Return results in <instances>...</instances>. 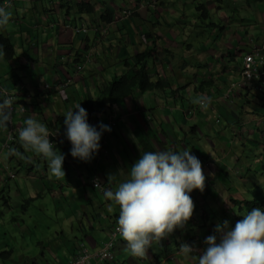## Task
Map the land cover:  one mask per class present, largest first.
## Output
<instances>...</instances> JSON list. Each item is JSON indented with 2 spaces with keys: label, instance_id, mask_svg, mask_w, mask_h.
Masks as SVG:
<instances>
[{
  "label": "clouds",
  "instance_id": "1",
  "mask_svg": "<svg viewBox=\"0 0 264 264\" xmlns=\"http://www.w3.org/2000/svg\"><path fill=\"white\" fill-rule=\"evenodd\" d=\"M9 1L11 0H3L0 3V28L7 27L12 19L13 14L11 10H9ZM131 7L134 8L133 6ZM97 8L101 9L99 6ZM112 8L113 9L110 10H102L97 18L96 13L87 15L95 17L99 25L93 26L92 29L95 33H98L102 39H107L109 33L116 32L118 20L121 18L128 19L130 18L129 15L133 13V10L128 9L129 7H127V5L126 7L123 6L122 9L116 8V11L113 6ZM147 8H154L157 9V11L163 9L166 11L168 5L159 7V2L157 0H145L137 6V13ZM195 9L199 13L197 15L199 20L210 18L211 14L204 3L195 6ZM164 16L166 17L167 15ZM108 18L110 19L109 21L107 20ZM212 25L218 27V24L214 22H211V26ZM221 27L223 29V26ZM66 28L71 29L77 36H85L89 31L87 27L80 28L79 26H71L68 24H66ZM223 30L226 32L225 29ZM234 34H236V30L232 29L229 36L226 38L227 43L232 41ZM189 35L188 32L183 36L188 37ZM219 38L221 40L223 37L219 36ZM227 43L226 49L223 50L222 55L219 56L218 59L211 53L210 50H212V48L207 50H194L191 46L184 47V50L188 48V50L194 53L192 57H195L196 54H201L210 58V61L194 62L197 63L196 69H204L207 72L203 75L201 80L196 82L193 80L184 82L181 77L178 76L179 72L183 73L186 71L187 63L186 66L173 63V66L169 65V69H164V67L156 65V69L152 66L149 67L152 72V79H154V77H156V79L162 77V80L165 82V87L171 88L172 94L175 95L176 99L180 98L178 93L179 88H184V93H186L187 98L191 101L190 107L183 110L180 108L177 111H180L179 115L181 122L179 121V124H182L183 127H179V129L183 132V137L177 133L176 128H174V131H171L170 122L163 120V117L166 116L165 111L172 112L177 105L171 106V111L163 107L155 113H150L149 111L152 109H148L145 104H143L140 109L128 111L130 122L136 121L138 123L134 133L147 131L149 137L147 143L152 146L155 151H145L143 148L144 144L140 145L142 150L138 153L135 163L129 168L127 178L119 182L115 189H110L108 186L103 185L98 179H94L92 182L93 190L97 189L105 193L110 201L119 206L118 220L113 229L118 225L116 231L119 233L120 237L126 241L125 250L134 258L142 259L147 257L148 249L153 244H158L161 239L168 236L176 228L183 227L192 217L195 210V203L190 193L193 190L204 191L206 182L204 171L214 166L210 163L209 158L197 153V150H202L205 154L200 144L199 146L194 144L195 141H202L203 144H205L206 141L213 142L211 135L215 133V130L207 124V118L211 115L218 116L223 113H225L227 117L230 116L229 118H232L235 111L231 113V107L228 103L233 97L234 91H237L240 101L243 100L246 102L244 99V94H246L250 99V105L256 107L255 103L264 104V63L259 67L258 75L254 76L252 79L247 80L243 78L242 75L244 70V59L254 48L259 50V55L263 58L264 62V37H256V41H253L251 38L249 39L247 45H250V49L248 51H243L242 55L239 57L238 66L233 67L235 71L232 72V75H238V79H235L234 82H228L216 77L218 75H227L226 68L230 65L223 62L225 61L224 58L229 56L231 57V61V59L237 57L239 53L235 48H232L230 51L227 50ZM99 47L100 42H97L91 47L86 48L80 59L73 62L69 61L70 55H68L66 65L58 66L61 72L59 80L62 89L69 88L75 83L81 72L85 71L86 68H91V65L95 63L96 59L100 56ZM166 51L163 55L166 54ZM181 62L183 61L181 60ZM212 63H214L213 67H211ZM68 69H72L74 74L69 75ZM129 69L130 67H127L128 72ZM99 70L100 66L97 65L94 71L99 72ZM191 71H193L192 74L194 75L199 73L198 70L192 69ZM168 75L171 77L174 76L176 80L171 81ZM111 79L103 84H107ZM258 79H261V82L257 85H253V80ZM209 80H212V82L206 84V81ZM97 88H99V91L103 90L102 85H98ZM249 91L250 93H256L257 91L259 94L252 97ZM146 93H148V91H146ZM144 94L136 91L134 95L128 97L132 98V102L138 103L142 102L141 97ZM128 97L117 102L124 101ZM162 98L163 100L165 99L164 97ZM18 101L19 99L17 96H11L7 89H3L0 86V128H6L7 126L12 127L14 124L13 115L15 113L20 112L19 115L21 116L27 114L26 107L19 104ZM161 102L163 101L160 100L157 104L160 106ZM212 102L214 106H211ZM128 103L131 102L128 101ZM192 103L195 104V106L192 105ZM169 105L170 104L167 103V106ZM244 109L247 110L246 106ZM75 110L76 111H67L62 119L63 122L60 123L61 118L57 119L56 123L58 126H66L64 134L59 131H49L46 124H44L46 123L45 121H39L32 117L26 118L24 120V126L17 129L19 143L22 145L25 152H31L36 156L42 157L47 162L50 177L56 179L65 178L66 176L63 168L65 155L62 154L61 151L56 150L57 147L55 143L49 139L50 135L60 139L61 143L67 138L72 145L70 149L71 156L87 162L98 153L100 148L102 150L104 149L105 144L102 133L104 131L110 132L112 128L109 122L107 124L105 122H100L97 127L94 121V116L96 114H91L89 110L82 107L80 103L75 106ZM204 111H206L205 115ZM105 112L106 111H102L99 115ZM88 115L91 119V124L88 122ZM139 115H141L142 119L139 118ZM188 115L202 117V127L204 130L192 121H190L191 126H184L187 123L186 118ZM256 118L264 119L259 116ZM154 120L158 122L157 125L154 124ZM217 122H219V119ZM164 125L169 129L166 130V136L169 140H172V136H174L177 141L173 144V150L171 148L166 150V145L159 139L158 133L161 134L164 131ZM228 125H230V122ZM262 126L264 128V121ZM157 127H159V129ZM54 132H56V134H54ZM233 132L236 133L234 130ZM263 132L264 130H261V133ZM6 138L7 144L13 141V134L11 131L8 132ZM187 141L191 146H188ZM262 141L264 142V139H262ZM179 145H181V151H178ZM236 145H238V143ZM261 150L262 148L258 151L260 152ZM240 153L243 152L241 151ZM107 156L108 154L104 153V156H100V159H102L103 162H108ZM261 161L264 164L263 158H261ZM114 179L115 174H108L107 182L109 184ZM259 183L264 186V179L263 182L260 181ZM108 210L109 212L113 211L111 204ZM262 210L259 207H255L247 213L245 209L240 211L238 216H242L244 213L246 214L243 215L242 219L236 222L234 228H229L228 221L226 220L222 224L218 223L214 229V234L209 235L205 239L204 243L206 247L199 251V255L196 257L197 264H264V211ZM179 249L180 252L186 256L194 251L193 246L188 243H182ZM114 260L115 258L112 261ZM95 263L97 262L93 264Z\"/></svg>",
  "mask_w": 264,
  "mask_h": 264
},
{
  "label": "crops",
  "instance_id": "2",
  "mask_svg": "<svg viewBox=\"0 0 264 264\" xmlns=\"http://www.w3.org/2000/svg\"><path fill=\"white\" fill-rule=\"evenodd\" d=\"M2 1L3 0H0V3ZM25 1L29 3L31 10L26 11L25 6H14V9V0L9 1V10H11L13 14L12 19L7 27L0 28V35H3L10 40L12 46L14 47L15 54L17 51L19 52V56L11 61L0 53V68L3 63L6 62L13 63L14 66L11 70V75L9 76V80L13 82V85L9 84L5 86L2 80H0V86L3 89H7L9 94L18 97L19 104L26 107L27 114L21 116L19 115L20 112L15 113L13 115V126L0 128V138L3 135L2 133L7 136L8 132L11 131L13 134V141L10 143L11 149L9 150L10 153H8L9 161L11 163L14 161L16 165H19L22 169V162L16 160L15 157V154H21L25 156V162L31 166L26 174L20 178V182L14 184V204L19 206L20 202H24L23 205H20L22 207L21 212L25 211L29 205H32L37 198L42 197L43 194L41 192L48 190L53 199H57V201L62 197H66L69 205L72 207V212L74 213L69 214L68 216L60 214L56 217L59 224H62V226L64 224L68 225L69 222H73L74 219H77L79 216L86 220L83 221L84 225L82 224L83 230L80 228H68V226H63V228L68 229V232L64 235L57 234V239H62L61 245L56 242L55 245L57 246L51 247L49 250L45 246L42 247L41 256L39 257L41 264H65L72 258V255L77 251V246L80 243L86 245L90 251H94L102 247L106 240L110 239L113 227L118 220L119 208L116 207L114 202L110 201L106 197L105 193H102L97 189L94 191L92 182L94 179H98L103 185L108 186L110 189H115L119 182L127 178L129 168L135 163L136 157L142 148L140 144L134 142L131 147H124L114 153L108 154L106 158L109 160V163L103 162L102 159H96V155H94L90 161L85 162L79 158H73L71 156L70 149L72 145L67 138L61 143L60 139L50 135L49 139L55 143L57 147L56 150L61 151V153L65 155L63 168L66 176L65 178L56 179L54 177H50L47 162L42 157L36 156L31 152H25L22 145L19 143L17 129L24 126V120L26 118L32 117L39 121H45L46 123L44 124H46L49 131H59L64 134L66 126H58L56 123L57 119L61 118L60 123L63 122L62 119L64 118L65 113L69 110L76 111L75 106L79 103L82 107L89 110L91 114H96L94 116V121L97 124V127L100 122H105L103 119L98 122V105H95L91 100H89V98L94 93L99 91V88H97L98 85H102L104 82L111 79L115 73H120V69L124 70V72L127 71V64L125 63L124 66L116 67L112 73L106 71L105 67L109 64L117 63V61L120 60L117 57H123L127 53L129 56H126V59L129 57L130 62L133 63L135 60V53L142 52L146 48L156 47L159 52H165L166 50L176 52L180 47H193L191 44L187 43V40H184V43L180 45H177L173 41L175 37H177L175 32H178L179 35H186L189 32V30L181 27V22H179V20L182 21L184 17H178L176 6L184 11L185 6L187 3H190L191 0H167L168 9L166 11L163 9L157 11V9L154 8H147L142 9L139 13H136L137 17L135 19L121 18L118 20L116 32L109 33L107 39H102L98 33H95L93 37H90V32L93 30L92 27L99 25L95 20V17L83 16L82 19L77 18L76 22L73 21V16L70 19L66 18L64 11L59 10L56 6L61 0H53L49 8H46L43 0ZM142 1L145 0H122L121 3H114V1H111V5L116 11V8L122 9L123 6L131 5V3L132 6L136 8ZM192 1L196 2V6L200 5V3H204L209 10L215 8L213 0ZM220 1L222 3L228 1L230 2V0ZM231 1L230 10H224V13L220 12V17L218 18L219 22L223 20L228 21L230 14H239L241 13L240 11L243 12L244 10L251 11L252 13L261 16L260 24H241L238 28L227 27L225 25L226 23L222 24L223 29H225L226 32L221 29L222 32L219 35L220 37L230 34L232 29H235L239 35L237 36L234 34L232 40L233 43L237 45L236 49L239 52L237 57H240L244 51L242 50V47H247V42L250 38L253 41H256V37H264V12L258 13L256 10L257 5H259V3H264V0ZM53 8H55L54 12L44 14L45 10L49 11ZM128 9L133 8L129 7ZM22 14H24L25 17L24 21H21L19 18V15ZM164 15L167 16L165 17ZM194 17L195 16L192 17V21ZM161 20H163V23L160 22ZM65 21L66 24H70L71 26L87 27L89 28V31L85 36H77L71 29L66 28V24H63ZM143 23L147 30H144V26L142 25ZM51 24L53 25L51 26ZM138 25H140L141 28H136ZM242 25L247 26V28H241ZM152 26H157L159 28L157 34H153L151 30ZM161 26H164L162 30H160ZM166 27L168 30H166ZM216 29L217 27L212 25L213 31L210 34L212 41L206 40V43L210 44L216 42ZM138 31H140L143 35L145 31V43L141 42ZM154 37L156 39V43L152 44ZM54 38L56 45H63L67 48L64 50V53L70 55L69 61L72 62L80 59L86 48L100 42V56L96 59L95 63L91 65V68H86L85 71L81 72L75 83L69 88L64 89V91L59 90L62 89L61 82L59 80L61 72L58 67L59 52L57 51V48L54 47V44L51 43ZM77 38H79V40H77ZM206 43L201 45L199 49H209ZM227 44V50H232V45L230 43ZM104 46L108 49L105 50ZM217 49L218 47L214 46V48L210 50L216 59H218L223 53ZM224 49H226V46ZM180 53H183L189 58L191 57V61L193 62L210 61L209 57L201 54H196L195 57H192L194 53H192L191 50H188V48L180 50ZM160 56L162 57V54H160ZM97 60H99L101 64L99 72L94 71L98 65ZM234 60L235 58L231 59V61ZM214 63H212L211 67L214 66ZM163 67L166 69V66ZM226 71L227 75L230 77L229 81L234 82L235 78L232 75V72L235 71V69L231 66H227ZM68 74L73 75L74 71L72 69H68ZM78 82L81 83V87H76V83ZM128 101L132 102V98L128 97L121 102L128 103ZM64 103H69L70 106H61V104ZM192 105L195 106L193 103ZM180 108L183 110L187 108V106L177 105L172 112L165 111L166 116L163 117V120L170 122L171 131H174V128L177 126L179 127V121L181 122L180 115L177 113ZM106 114L107 112L104 113V115ZM139 118L142 119L141 115H139ZM127 120L130 121L129 117H127ZM186 120L187 122L192 121L198 126L201 124V126H199L200 128L203 126L202 117L188 115ZM88 122L91 124L89 115ZM54 134H56V132H54ZM102 136L105 140L108 136H110V132L104 131ZM98 153L99 157L104 156V151L101 148ZM254 164L257 165V162ZM6 169L7 168L4 170ZM110 173L115 174V179L109 184L107 180L108 174ZM8 177H11V175H8L7 177L4 174L0 175V190L8 186ZM35 189L41 191L36 197L33 193ZM26 192L29 193V196L24 195ZM8 193L10 195L9 187ZM71 195L79 197V203L82 204L74 203L71 205L72 201L69 199ZM8 202H12V198L10 196L8 197V200L5 201V205L8 206ZM110 204L113 207V211L111 212L108 210ZM7 209L9 212L13 210L10 207H7ZM60 209H62L61 206L56 209L57 214L62 212ZM6 216L11 219L10 221L14 223L13 225L17 224L20 228V225L14 217H9V215L2 212H0V225L1 223H4ZM28 218L31 219V217ZM39 226L40 225H38V227ZM2 236L4 237V234H2ZM11 239L14 240L15 245L13 249L16 253L20 249L19 241H22L24 244L26 243V238L23 234H19L18 236L14 235ZM118 241H122L126 244L122 237L116 238V242ZM116 242L115 244L117 245ZM62 247L65 251L62 250ZM3 250H11V254L8 257H5V255L0 257L3 260L10 258L13 261L12 256L14 254L8 241L0 243V252ZM20 255L21 253L18 254V256ZM23 257L27 258L29 262L38 263L36 255L31 258L28 256ZM2 259H0V264H6L3 263ZM127 260L128 252L122 253L121 259L115 258L112 262H116L115 264H126ZM29 262L27 261L26 264ZM101 262L109 263L108 261Z\"/></svg>",
  "mask_w": 264,
  "mask_h": 264
},
{
  "label": "rangeland",
  "instance_id": "3",
  "mask_svg": "<svg viewBox=\"0 0 264 264\" xmlns=\"http://www.w3.org/2000/svg\"><path fill=\"white\" fill-rule=\"evenodd\" d=\"M44 5L46 8H49L51 6V2L53 0H43ZM76 1V0H75ZM121 1V0H115L114 3ZM159 2V7L165 5L167 6V0H157ZM162 1V2H161ZM186 1V0H181ZM200 1V0H198ZM205 1V0H204ZM215 8L210 9V18L206 20H199V17L197 16L199 13L196 11L195 1H190V3H187L185 6L184 11L179 9L178 6H176V11L178 13V17L183 16L184 18L179 20L181 22V27L185 28L186 30H189V36L184 37L183 35H179L178 32H175L176 36L173 40L174 43L177 45H180L184 42L186 39L189 44L193 46L194 50H198L199 47L206 43V40H211L210 34L212 33V26L211 22H214L218 24V27L216 29L217 37L216 42L213 43H206L207 47L214 48V46H217L218 49L223 52L225 46H226V38L229 36L225 35L221 40L219 38V35L221 34V26L222 24H225L227 27H235L238 28L241 26V24L246 25H255L260 24L261 16L258 14H254L251 11L244 10L243 12L239 14H230L228 21L223 20V22H219L218 18L220 17V12H225L224 10H230V6L232 1L230 2H224L222 3L220 0H213ZM14 6H25V10H31V7H29V3L25 0H14L13 2V8ZM57 6V5H56ZM98 6L101 7V3H98ZM131 5H127V7H131ZM54 7V6H53ZM15 9V8H14ZM256 10L258 13L264 12V3H259L257 5ZM51 10H45L44 14L50 13ZM123 12V11H122ZM193 18L192 21V17ZM19 18L21 21H24L25 17L24 14L19 15ZM42 18V17H41ZM44 20V18H43ZM163 23V20H161ZM53 24H51L52 26ZM144 26V30L146 29V26L144 23L142 24ZM226 27V28H227ZM164 26L160 27V30H162ZM241 28H247V26H243ZM151 30L153 34H157L159 31V28L157 26H152ZM166 30L168 28L166 27ZM140 35V39L142 43H145L146 39L144 38L143 34L138 31ZM53 35V34H51ZM95 35L94 30H91L90 37H93ZM236 35L239 36L236 32ZM155 36V35H154ZM53 37V36H52ZM79 40V38H77ZM54 44V47L57 48V51L59 52V65L65 66L66 60L68 59V54L64 53V50L67 49L63 45H56L55 44V38L51 42ZM156 43V39L154 37L152 44ZM233 48H237V45L233 43V40L230 42ZM105 50L108 48L105 47ZM250 49V45H247V47H242V50L248 51ZM180 50H184L183 47H180L175 54L179 53ZM227 52V50H226ZM225 52V53H226ZM19 56V52L17 51L15 54V59ZM126 56H129L128 53L124 55L123 57H117L118 60L117 63L109 64L105 67L106 71H109L112 73L116 67L124 66L126 62ZM167 55H162L163 58H165ZM13 58V59H14ZM185 62H181L180 58H177L175 55L176 60H171V66H173V62H177L179 64H182L183 66H186V71L181 73H178V76L181 77L182 81L188 82V81H199L202 79L203 75L207 73L204 69H196L197 63H194L191 61V58L184 57ZM229 56H226L223 61L230 65L231 67H237L239 64V57H235V61L231 62ZM151 63V62H150ZM97 64L100 66L99 60H97ZM219 67V65H218ZM14 68L13 63H3V65L0 68V80H2L3 84L5 86L11 84L13 85V82L9 80V76L11 75V70ZM166 68L169 69V64L166 63ZM198 70V74H192L193 71L191 70ZM106 74V73H105ZM234 78L237 80L238 75L233 74ZM169 79L171 81L176 80L174 76L168 75ZM156 79V77H154ZM28 84V83H27ZM81 83H76V87H81ZM165 93L168 94V96L172 95L171 88H166ZM178 93L180 95L179 99L173 100V99H164V91L162 90H155V91H148V93L144 94L141 97L142 102L138 103H125V102H113L110 100L109 96L107 95L105 90L97 91V93H94L89 100H91L95 105L97 106V111L101 113L102 111H106L107 114L104 115V113L100 114L98 117V122L100 120H105V123L108 122L111 123L112 126V132L110 131V136H108L104 140V153L110 154L114 153L117 150H120L124 147H131L134 142H137L140 145H143L145 141L149 140V137L147 135V131H143L142 133H134L136 131V127L138 126V123L136 121H128L127 120V113L128 111H135L137 109L142 108L143 104L148 109H152L149 112L155 113L159 109H162L163 107H166L168 110L171 111V106L174 105H181V98H186L187 95L184 93V88H179ZM13 96V95H11ZM161 102V105L159 106L157 102ZM240 103V98L238 97L237 91H234L233 97L229 100V106L231 107L230 111L233 113L235 110V104ZM167 103L170 104L167 106ZM70 106L69 103L61 104V106ZM180 114V111L177 112ZM206 111H204L205 115ZM165 115V114H163ZM253 116V115H252ZM230 116H226L225 113L220 115H211L209 118H207V124H209L214 130L215 133H213L212 140L215 144L213 146V142L206 141L205 144L202 143V141L198 142L195 141V145L200 146L204 149L205 154H211L209 157L215 159L214 163H220L222 159L225 160V164L228 167V172L230 171V174L227 173L226 175L222 174L221 178H219L220 170L219 168L214 165L210 169H206L204 171V175L206 176V182H205V188L204 191L201 192L199 190H193L190 195L195 203V210L192 215V217L187 221V223L183 227L176 228L172 233H170L165 238L161 239V241L158 244H153L148 249V256L145 258H134L128 253V260L126 264H197L196 257L199 255V251L204 249L206 247L204 241L209 236L214 234V229L218 223H223L225 220L228 221L229 228H234L236 224V217H238V214L240 212L239 208L232 204L230 202V196H233L236 199H247L251 200L253 197V194L248 191L247 185H249L248 179L245 178V172L246 170L243 168L245 166H249V169H256L253 168L254 163L258 162L259 160V151L257 149L254 150L253 147L250 146V141L253 139V132L255 131L256 134L259 132V130H264L263 128V121L264 119L256 118L255 116H242V118L247 122L244 126L242 132L240 130H237L239 128L235 129L239 131L238 134L234 133L232 130V123L234 121L233 118H229ZM219 119V122L217 120ZM236 121V120H235ZM230 122V125L228 123ZM157 121L154 120V124L157 125ZM50 128L52 129L51 125L49 124ZM186 127L191 126L190 122H187ZM201 126V124L199 125ZM164 131L159 135L160 141L166 145V150L171 148L173 150V144L177 141L175 140L174 136H172V140H169V138L166 136V130L167 127L164 125ZM179 127H183L182 124H179ZM179 127L177 126V133L183 137V132L180 131ZM159 129V127H157ZM204 130V128H201ZM0 138V175L4 173L5 168L11 167L7 175H11V177L7 178L8 186L6 188H3L0 190V212L9 215V217H14L18 224L20 225V228L17 226V224L13 225L14 223L10 221L11 219L6 216L4 223H1L0 225V243L3 241H8L10 244V248L13 251L12 259L13 261L8 259H0L3 260V263L6 264H26L29 260L27 258H24L23 256H28L29 258L37 256V262H29L28 264H41L40 256L42 252V247L45 246L49 250L51 247H55V243H59L61 245L62 239H57V234H65L68 232V229L63 228L68 226V228H80L82 229V224L84 225L83 221H86L83 219V217L79 216L77 219H74L73 222H69L68 225L59 224L56 217H58L60 214L68 216V212H61L56 213L55 205L57 203V199H53L52 195L49 194L48 190H45L44 192H41L37 189L33 191L35 197L38 195V193H42L43 196L37 198L32 205H29V207L21 212V206L24 202H20L19 206L14 204V191H15V183L20 182V178L26 174V172L31 168L26 162H25V156L21 154H15L16 160L19 162H22L23 168L19 165H16V163L13 161L12 163L8 159V153H10L11 145L7 144V138L4 133ZM259 139H264V132L259 134ZM188 146H191V144L187 141ZM238 143V145H236ZM232 145V148H231ZM4 146V147H3ZM237 146V147H236ZM230 149H228V148ZM236 147V148H235ZM179 150L181 151V145L178 146ZM235 148V149H234ZM234 149V151H232ZM228 151V152H227ZM243 152L240 153V152ZM96 159H100L99 153L95 154ZM255 155V156H252ZM207 157V156H206ZM227 162V163H226ZM38 163V162H36ZM222 163V162H221ZM260 163L258 164V168L260 169ZM252 170H250L249 174L251 173L252 176ZM226 171V172H227ZM245 171V172H244ZM235 172L238 175V179L240 180V185L238 188H227L228 180H230V176L232 178H235ZM243 175V176H242ZM252 183L254 186H257L261 189L264 188L263 185L259 183V180L257 177L252 179ZM8 187L10 189V195L8 193ZM234 187V186H233ZM50 190V189H49ZM24 195H28L29 193H24ZM12 198V202H8V206L5 205V201L8 200V197ZM257 199H259L260 195H255ZM32 197V198H35ZM70 201H72L73 205L76 204H82L79 203V197H75L71 195L69 197ZM7 207L12 208L13 210L9 212ZM117 208H119L118 205H116ZM264 211V206L263 210ZM246 212V211H245ZM226 213V216L224 214ZM206 214V215H205ZM202 215H205L206 219L201 218ZM28 217H31L29 219ZM1 219V218H0ZM2 221V220H1ZM27 223H25V222ZM38 225H40L38 227ZM4 234V237L2 236ZM19 234H23L26 238V243L24 244L22 241H19V247L20 249L16 253L14 251V240L11 239L12 236ZM4 240H3V239ZM124 240V239H123ZM126 242V241H125ZM113 248V253L115 255V258L121 259L122 253H127L126 244H124L122 241L116 242ZM182 243H188L193 246L194 251L192 254L184 255L180 252V245ZM40 244V245H39ZM27 248V250H26ZM62 250L65 251V249ZM21 253L20 256L18 254ZM35 259V258H34ZM106 262H97L95 264H115L112 261ZM125 264V263H123Z\"/></svg>",
  "mask_w": 264,
  "mask_h": 264
},
{
  "label": "trees",
  "instance_id": "4",
  "mask_svg": "<svg viewBox=\"0 0 264 264\" xmlns=\"http://www.w3.org/2000/svg\"><path fill=\"white\" fill-rule=\"evenodd\" d=\"M111 1L115 0H61L60 2H58V8L59 10L64 11L66 18L70 19L73 16V21L76 22L77 18L78 19H82L83 16H87V15H92L94 13H96V18L99 15L100 12H102V10H110L113 9L112 5H111ZM122 1V0H121ZM121 1H118L116 3H121ZM98 3H101V9H97L98 7ZM126 7V6H124ZM133 13L131 15H129V17L131 19H135L137 17V7L133 8ZM55 8H53L51 10V12H54ZM122 13V12H121ZM120 13V14H121ZM118 14V15H120ZM203 17V15H202ZM108 21L110 20L109 18L107 19ZM68 22V21H67ZM72 22V21H71ZM70 23V22H69ZM63 24H66V21L63 22ZM70 25V24H68ZM82 28V27H80ZM222 29V27H221ZM0 53L7 58L8 60H13L14 57V48L10 42V40L5 37L0 35ZM163 51L159 52L158 49H156V47L154 48H146L144 49L142 52H137L135 53V60L133 63L130 62V58L127 57L126 59V66L130 67L129 72L120 75V76H114L107 84H102V88L103 90L106 91L107 95L109 96L110 100L117 102L120 100H123L124 98L128 97V96H132L134 95V93H136V91H139V93L144 94L146 93V91H154V90H162L164 91V98L165 99H173L176 100L175 95H171L168 96V94L165 93L166 87H165V82L162 80V77H158L157 79H152V72L150 70V66H152L153 68L156 69V66L159 67H163L166 66V63H168L169 65H171V60H176L175 59V55L177 58L185 59L184 57H187L186 55H184L183 53H177L175 54V52L173 51H166V57L162 59V57L160 56V54L163 55ZM170 57V59H169ZM183 62H185L184 60H182ZM152 62V63H150ZM173 63H175L176 65H178L179 63L172 61ZM156 65V66H155ZM217 78H221L225 81L230 80V77L227 75H221V76H216ZM212 82V80L206 81V84H210ZM261 82V79L258 80H253V85H257L258 83ZM249 94L254 97L257 96L259 93H250ZM244 99L246 100V102H244L243 100L240 101V103H236L235 104V112L232 115V118L234 119L232 125H233V130L237 133H239L240 130L242 132L244 126L246 125V121L242 118V116L246 117V116H259L264 118V104L261 103H255L254 107L253 105H250V99L248 96H246V94H244ZM244 102V103H241ZM181 106H187L190 107L191 106V101L190 99H186V98H181ZM211 106H214V103L212 102ZM246 106V109H244V107ZM257 109V110H256ZM253 115V116H252ZM236 120V121H235ZM239 128V129H235ZM261 133V130H259ZM253 139L252 141H250V146L257 150H259L260 148H262V150L259 152V160L257 162V165H253V168L256 169H249L247 167H244V170L247 171V173L245 172V177L248 179L249 185H247L248 187V191H250L251 194H253V197L251 200H247V199H236L233 196H230V202L232 204H234L235 206H237L239 208L240 211H243L244 209L246 210V213L248 211H251L252 208L255 207H259L261 208V210L263 209L264 206V191L263 189L254 186L252 183V179H254L255 177H257V179L263 182L264 179V164L261 161V158L264 159V142L262 140H259V132L256 134V132H253ZM218 144V143H214ZM145 151H155V149L150 146L147 141L144 142V146H143ZM228 148V147H226ZM232 148V145H231ZM236 148V147H235ZM234 148V149H235ZM230 149V148H228ZM234 149L232 151H234ZM228 152V151H227ZM197 153L204 156V152L202 150H197ZM211 154H206L207 158H209V161L212 165H216L219 168V178H221V175L224 174L226 175L227 173L230 174V171L228 172V167L227 165L224 163L225 160L222 159L220 163H214V158L212 156L209 157ZM255 156V155H252ZM109 163V161H108ZM227 163V162H226ZM260 165V169L258 168V164ZM11 169V167L7 168L6 170H4V175L7 177L9 170ZM250 170H252V176L251 173L249 174ZM227 171V172H226ZM231 175V174H230ZM235 183V184H233ZM240 185V180L238 179V175L235 172V178L233 179L232 176H230V180H228V185L227 188H238ZM234 186V187H233ZM95 191V189H94ZM255 195H260L259 199L256 198ZM60 206L62 207V212H68L69 214H74L72 212V207L69 205L68 200L66 199V197H62L60 200L57 201L56 205H55V209L60 208ZM244 213V214H246ZM243 214V215H244ZM206 215V214H205ZM205 215H202L201 218L206 219ZM242 216H238L236 217V222L240 219L243 218ZM224 216H226V213L224 214ZM120 236H117L116 238H118ZM11 254V250H3L0 252V256L5 255V257H8ZM192 255L194 253H191Z\"/></svg>",
  "mask_w": 264,
  "mask_h": 264
},
{
  "label": "built area",
  "instance_id": "5",
  "mask_svg": "<svg viewBox=\"0 0 264 264\" xmlns=\"http://www.w3.org/2000/svg\"><path fill=\"white\" fill-rule=\"evenodd\" d=\"M251 52L248 53L244 59V70L242 75L243 78L247 80L257 76L259 67L264 63L263 58L259 55L260 53L258 49L254 48ZM117 227L118 225H116L113 229L110 239L107 242H104L101 248L90 251L86 245L81 243L78 246L77 251L72 255V258L65 264H93L94 262L99 261H112L115 258L112 249L115 244L116 237L120 236L116 231Z\"/></svg>",
  "mask_w": 264,
  "mask_h": 264
},
{
  "label": "flooded vegetation",
  "instance_id": "6",
  "mask_svg": "<svg viewBox=\"0 0 264 264\" xmlns=\"http://www.w3.org/2000/svg\"><path fill=\"white\" fill-rule=\"evenodd\" d=\"M138 27H140V25H138L136 28H138ZM136 28H134V29H136ZM140 28H141V27H140ZM145 34H146V33H145V31H144V35H143L144 37H145ZM118 55H120V54H118ZM127 72H128V70L124 72V70H121V69H120V73H115L112 77H114V76H120V75H123V74H125V73H127ZM59 90H60V91H61V90L64 91V89H59ZM65 95H66V94H65Z\"/></svg>",
  "mask_w": 264,
  "mask_h": 264
}]
</instances>
